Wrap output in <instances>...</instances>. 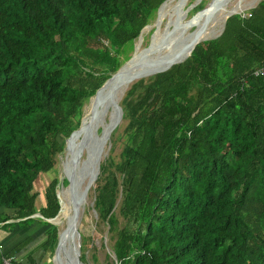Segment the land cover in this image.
I'll return each instance as SVG.
<instances>
[{
  "label": "trees",
  "instance_id": "1",
  "mask_svg": "<svg viewBox=\"0 0 264 264\" xmlns=\"http://www.w3.org/2000/svg\"><path fill=\"white\" fill-rule=\"evenodd\" d=\"M166 1L0 0V229L43 230L32 253L54 255L60 232L46 221L67 187L53 178L37 206V179L63 153L66 167L84 106ZM191 48L119 102L125 126L87 195L107 229L105 264H264V76L252 75L264 61V0L187 57ZM33 234L7 243L0 264L19 262ZM31 252L24 261L37 264Z\"/></svg>",
  "mask_w": 264,
  "mask_h": 264
},
{
  "label": "rangeland",
  "instance_id": "2",
  "mask_svg": "<svg viewBox=\"0 0 264 264\" xmlns=\"http://www.w3.org/2000/svg\"><path fill=\"white\" fill-rule=\"evenodd\" d=\"M211 1L212 0H175V2H174V0H171L168 4L161 7L159 9V11H157L158 13H157L156 19L150 25H148L147 27H145L142 30L143 32H142L140 38L135 42V58L137 60L134 63L140 64L142 62H148V61L153 60V58H155L157 56V54L161 51V49L171 40V37L173 36V33L176 30L181 28L182 25L184 26L186 24H189L198 18L200 13L197 16H195L196 14H193L192 9L194 7H196L200 2H202V3L205 2L204 8L208 7V5L210 4ZM214 1H216V0H214ZM239 1L240 0H231L228 10L233 8ZM253 1L254 0H243L242 4H249V3H252ZM258 1H260V0H258ZM257 4H258V2L254 3L249 8H246V10L244 9V11L243 10L237 11L236 13L242 14V13L250 10L251 8H254ZM193 16H195V17H193ZM223 25H224V23H222L221 29H220V27L216 28L217 34H219V35L221 34V31L223 29ZM203 28L204 27L202 25H200L199 28L198 27H192L188 31V33L193 34V33H196L200 29H203ZM151 30H152V33L149 36V33ZM178 35H179L178 33L175 34V38H173V41L178 39ZM219 35H215L214 37L209 38V39H205V40L208 41V40L214 39V38L218 37ZM172 46H174V45H172ZM172 46H170V48ZM155 71H153L151 73H154ZM146 75H148V74H146ZM145 78L147 79V77H144V79ZM136 81H138V79L131 81L127 85L126 89L123 90V92L121 94L119 93V91L121 90V87H117V88L112 89L111 94H113V96H117L115 99L117 101L114 100L115 101L114 106L119 107V102L124 98L128 89ZM118 93H119V95H118ZM92 98L89 99V102L84 106V108L82 110V116H81V122L80 123H82V120L90 118L89 114H91V113L87 110H88V107H89L90 102H91L90 100ZM115 112H116V108H115ZM113 113H114V109H113L111 103H109L107 101V105L104 106V111L99 110L98 112H96L94 114L95 119L94 118L92 119L91 125L95 129L94 132H97V134H95V136H89V138H88V145H87L88 154H87V150L85 149L84 145L81 147V150H78L77 153L75 154L76 156L74 157V160H73V161H76L74 172H73V166H72L73 163L71 164V168L69 165L68 168L65 167L64 169H62L61 161L64 158V153H63L62 156L58 157L57 164H56L54 171L52 173H50L48 175H40L39 176V178L37 179V181L34 185V192L39 195L37 200H36L35 205L41 206L44 203L43 202L44 201V195H43L44 190L48 186L49 182H51V180L55 177H57L61 181L62 179H65L66 177H70L71 174L73 175V177L75 175L74 182L77 184V191H79V194L82 193V191L86 187V184L89 183V179L88 178L85 179L86 177L84 176L83 171H84V162H86L88 159V156H90L92 154V152L90 151L91 150L90 147L92 146L91 139L93 140L94 138H97L100 141V139L102 138V135H103V131L105 132L107 129H110V127L113 125V121H114L113 120V117H114ZM94 122L96 124V127L94 126L95 124H93ZM125 123H126V121L120 120L118 122V124L116 125L117 126L116 128L118 129L117 130V137L120 134H122ZM99 130H103L102 134L101 133L98 134ZM109 139H110V136L108 138V142L103 144L101 160L106 159L108 154H109L108 153L109 148H110V140ZM121 142H122V139H119V138L115 142L114 156L116 157V159H117V155L119 153V148H120ZM71 147H72V142L67 146L68 159L70 158L69 152H71ZM77 168H78V170L76 171ZM66 190H69V189L67 187L59 188L58 195H59L60 201H61V197H62L61 193L62 192L68 193V191H66ZM87 195H88V193H87ZM84 199H85V202L83 204V209L79 206V208H80L79 209L80 219H79V223L77 225L78 233H79V229H80V234L83 236L82 237V250H83V252H85L84 248H86V252H85L86 258H85V263H83V264H105L104 262H105V254L106 253L110 254L111 259L113 258V255L111 254L109 247L107 245V240H108L107 239V237H108L107 229L104 228V226H102V225H95L96 224L95 223L96 215H95V211L92 210V199L88 196H85ZM55 219H53V220H55ZM33 222H35V221L31 220L29 223H33ZM54 224L56 225V227L58 228L60 233L65 229V226H66L63 221H56ZM33 225L34 224L29 225L30 227L24 231L20 230V229H19V231L16 230L13 233V235L10 236V238H11V240H10L11 246L10 247L17 244L20 240H24L25 239L24 236L27 235L28 233L31 234V233L35 232L36 230L33 229ZM41 230H42V228H41ZM44 234H45L44 232L39 231L38 233L31 235L32 239L24 247V249L25 250L27 249L29 252H31V250L33 248H35V247L37 248V246L40 245L44 241V238H45ZM79 239H81V238H79ZM61 242H64V238H62ZM76 243H77V240L75 239L74 244H76ZM80 243H81V241H80ZM69 244H70V248L68 249L67 254L63 256L65 263H67V259H70V258L72 260L74 259V252H73L72 245H71L72 243H69ZM5 247H8L7 242H4V244H0V251L2 253L4 252L3 248L5 249ZM91 253H94L96 255V259H97L96 262L91 261ZM31 254H33V259L36 261L37 264H58V261H57L58 256L57 257H55L54 255L50 256L49 253H43L41 249H37L33 253L31 252ZM69 255H71V257ZM25 256H26V253H23L22 259L20 256L17 257V259H20L18 264H27L24 261Z\"/></svg>",
  "mask_w": 264,
  "mask_h": 264
},
{
  "label": "bare ground",
  "instance_id": "3",
  "mask_svg": "<svg viewBox=\"0 0 264 264\" xmlns=\"http://www.w3.org/2000/svg\"><path fill=\"white\" fill-rule=\"evenodd\" d=\"M168 1H170V0H168ZM168 1H166V2H168ZM242 1L243 0H240L233 8L228 10L231 0H216L214 6H209L206 8L205 11L203 10L202 12H200V14L198 13L199 16L195 21H192L191 23L186 24L184 26L181 24L182 25L181 28H179L178 30L175 31L176 33L179 34L178 39L173 41V38H175V34H176L174 32L173 36L171 37V40L161 49V51L157 54V56L155 58H153V60H151V61L142 62L140 64L134 63L137 60L135 58V51H134L133 55L131 57L130 63H127L124 66V68L121 70L120 74L117 75L116 77H114L111 80V82L106 86V88L103 91H101L96 98H94V100L93 99L91 100L90 105H89L88 110H87L91 113V114H89L90 118L82 120L81 129L78 130L77 132H75L72 135V137L70 138V140L67 142V145H68V143L72 141V147H71V152H69L70 158L68 159L66 168H68L69 165L71 168V164L73 163L74 157L76 156L75 154L77 153L78 150H81V147L83 145H84L85 149L87 150V154H88V147H87L88 137L89 136H95V134H97V132H94L95 129L91 125L92 120H90V119H93L95 117L94 114L96 112H98L99 110L104 111V106L107 105V101L109 103H111V105L114 109V113H113V115H114L113 120L114 121H113V125L110 127V129H107L105 132L102 130L103 135H102L101 140L105 143L108 142V139H106V137L109 134V132L111 131V129L113 128V126L115 125L116 119H118L117 114L115 112V106H114V102L117 101V100H115L117 96H113V94H111L113 88L121 87V90L119 91V93L121 94L123 92V90L126 89L127 85L131 81H134V80L139 78V75H146V74H149V73L155 71L156 69L158 70L159 67H161L164 63L173 59V57L175 58V56L178 57L179 55H181L182 52H185L195 42L203 40V39L205 40V39L212 38L215 35H219L216 33L217 32L216 28L220 27V29H221V25H222V23H224V19L227 15L235 14L237 11H241V10L244 11V9L246 10V8H249L254 3L259 2L258 0H254L252 3L242 4ZM174 2H175V0H174ZM164 4H162L161 7ZM159 9H158V11H159ZM197 15H195V16H197ZM195 16H193V17H195ZM200 25H202L204 28L200 29L198 32L193 33V34L188 33V31L192 27H198L199 28ZM172 45H174V46H172ZM170 46H172V47L170 48ZM119 93H118V95H119ZM93 124H95V122ZM94 126L96 127V124ZM67 145H66V147H67ZM77 170H78V168L76 169V171ZM74 177H75V175H74ZM74 177L72 178L73 183L71 180V187H72L71 189L73 190V193H74L73 196H75L76 194L77 195L79 194V191H77V184L74 182ZM93 177H94V175H90V176H87L85 179L88 178L89 182H91ZM66 191H68V193H65V192L61 193L62 197H61V202H60V206H61L60 211H59V214L56 217V219L52 220V222L55 223L56 221H63L64 224L68 225L69 229H70L73 218H74L73 217L74 203L75 202L78 203L79 206L83 209V204L85 202V199L83 201H79L77 198L72 200L71 193L69 192V190H66ZM79 219H80V217H78V220L76 222V226L79 223ZM71 233H72V230L70 231L69 235L67 236L66 232H64V231L62 232V235L60 237V248L58 251V259H57L58 264L59 263L60 264H69V263L64 262L63 256L67 254L68 249L70 248L69 243H72V240H71L72 238L70 237ZM62 238H64V242H61Z\"/></svg>",
  "mask_w": 264,
  "mask_h": 264
},
{
  "label": "water",
  "instance_id": "4",
  "mask_svg": "<svg viewBox=\"0 0 264 264\" xmlns=\"http://www.w3.org/2000/svg\"><path fill=\"white\" fill-rule=\"evenodd\" d=\"M165 3V2H164ZM164 3H162V4H164ZM214 4H215V1L214 0H212L211 2H210V4L208 5V7L209 6H214ZM161 7V6H160ZM159 7V8H160ZM207 7H205V8H203L202 10H200L199 12H197L196 13V15L198 14V13H200V12H202L203 10H205ZM236 14V13H235ZM231 15H233V14H231ZM231 15H227L226 17H225V19H224V25H225V21H226V19L229 17V16H231ZM224 25H223V28H224ZM223 32V29H222V31H221V33ZM139 38H140V36H139ZM138 38V39H139ZM201 41H205L204 39L203 40H200V41H197V42H195L193 45H192V48H191V50H190V52H189V54H188V56L190 55V53H191V51L193 50V48L195 47V45L196 44H198L199 42H201ZM134 51H135V46H134ZM187 56V57H188ZM186 57V58H187ZM185 58V59H186ZM184 59V60H185ZM184 60H182V61H184ZM130 61H131V58L123 65V66H121L120 68H119V70L116 72V73H114L108 80H106L105 81V83L101 86V88H99L97 91H96V93H95V95L93 96V100H94V98H96L98 95H99V93L101 92V91H103L105 88H106V86L111 82V80L114 78V77H116L117 75H119L120 74V72H121V70L124 68V66L127 64V63H130ZM181 61V62H182ZM181 62H178V63H181ZM174 64H177V63H172V64H170V65H168V66H166L165 68H163V69H161V70H158V71H156V72H154V73H150V74H148V75H139V78H138V80L139 79H141V78H144V77H148V76H151V75H154V74H157V73H161V72H163V71H165V70H167V69H169L172 65H174ZM91 99V100H92ZM90 100V101H91ZM115 108H116V114H117V118L118 119H116V122H115V125L113 126V128L111 129V131L109 132V134L107 135V137H106V139H108V137L110 136V134L112 133V131L117 127L116 125L118 124V122L121 120V118H122V112H121V108H120V106L118 107V106H115ZM90 120H92V119H90ZM81 125H82V123H80V126H79V128L76 130V131H74L72 134H71V136L68 138V140L66 141V145H67V142L70 140V138L72 137V135L75 133V132H77L78 130H80L81 129ZM101 134H102V130H101V132H100ZM89 138V137H88ZM91 141H92V146L90 147V151L92 152V154L90 155V156H88V159H87V161L86 162H84V171H83V174H84V176L85 177H87V176H90V175H94V177H93V179L91 180V182H89V183H87L86 184V187L84 188V190L82 191V193L81 194H76L75 196H73V190L71 189L72 187H71V180H72V178H73V175L71 174L70 175V177H66V180H67V188L69 189V191H70V193H71V197H72V200H74L75 198H77L79 201H83L84 200V198H85V196H87V193H88V190L93 186V184H94V182H95V180L97 179V176H98V174H99V163H100V160H101V154H102V147H103V144H105V142H103L101 139H100V141H99V139H97V138H94L93 140L91 139ZM75 162L76 161H73V172H74V170H75ZM72 183H73V180H72ZM57 197H58V199H59V195H57ZM59 202H60V199H59ZM79 204L78 203H74V207H73V221H72V224H71V228L69 229V226L68 225H66L65 226V229L63 230L64 232H66V235L68 236L69 235V233H70V231L72 230V233H71V235H70V237L72 238L71 240H72V249H73V252H74V259L72 260L71 258L70 259H67V263H69V264H83L82 262H81V260H80V234L78 233V231H77V226H76V222H77V220H78V217H79ZM94 211V210H93ZM39 215L38 214H36L33 218H35V217H38ZM57 217V216H56ZM55 217V218H56ZM54 218V219H55ZM52 220L53 219H49V220H47L46 222H48V223H50V224H53V225H55L53 222H52ZM62 231V232H63ZM62 232L59 234V236H58V241H57V244H56V248H55V251H54V256L55 257H57L58 256V251H59V248H60V237H61V235H62ZM77 240V243L76 244H74V240ZM71 249V250H72ZM70 257H71V255H69Z\"/></svg>",
  "mask_w": 264,
  "mask_h": 264
},
{
  "label": "built area",
  "instance_id": "5",
  "mask_svg": "<svg viewBox=\"0 0 264 264\" xmlns=\"http://www.w3.org/2000/svg\"><path fill=\"white\" fill-rule=\"evenodd\" d=\"M253 76L255 77H262L264 76V61L262 62V64L254 70ZM2 264H18V262L16 261V258L13 256H2L1 259Z\"/></svg>",
  "mask_w": 264,
  "mask_h": 264
},
{
  "label": "crops",
  "instance_id": "6",
  "mask_svg": "<svg viewBox=\"0 0 264 264\" xmlns=\"http://www.w3.org/2000/svg\"><path fill=\"white\" fill-rule=\"evenodd\" d=\"M36 231H38V230H36ZM14 232H15V229L14 230H6V231H4L3 229H0V244H4V242L10 243V240H11L10 236L13 235ZM35 232H33V233L36 234ZM42 232H44V231L42 230ZM33 233H31V234H33ZM24 252L28 253L29 251L26 249V250H24ZM24 252H22V253H24ZM32 258H33V254H32Z\"/></svg>",
  "mask_w": 264,
  "mask_h": 264
},
{
  "label": "clouds",
  "instance_id": "7",
  "mask_svg": "<svg viewBox=\"0 0 264 264\" xmlns=\"http://www.w3.org/2000/svg\"><path fill=\"white\" fill-rule=\"evenodd\" d=\"M252 9V8H251ZM237 14V13H236ZM61 207V206H60ZM38 217H40V216H38Z\"/></svg>",
  "mask_w": 264,
  "mask_h": 264
}]
</instances>
